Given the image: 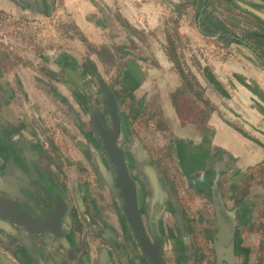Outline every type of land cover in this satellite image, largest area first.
I'll list each match as a JSON object with an SVG mask.
<instances>
[{"label": "crops", "instance_id": "crops-1", "mask_svg": "<svg viewBox=\"0 0 264 264\" xmlns=\"http://www.w3.org/2000/svg\"><path fill=\"white\" fill-rule=\"evenodd\" d=\"M175 7L184 8L179 22L183 26L191 23L187 37L192 40L193 56L199 61L201 56L206 59L200 61L205 74L197 71L195 76L197 81L204 80L202 87H209L206 98L213 109L200 115V101L185 90L187 82L173 74L172 63L159 43L153 54L158 65L144 61L142 73L130 64L125 77L136 91L159 95L161 111L185 165L204 156L220 162L223 170L214 186L208 175L197 179L187 176L180 190L169 177H155V186L147 196L138 195L141 220L146 231L160 238L165 264H264V0H36L32 7L0 0V12L16 19L25 16L33 24L41 20L66 22L81 38H103L102 42L109 38L129 40V29L147 32L159 26L167 28L166 19ZM226 23L232 27L224 28ZM233 28L241 32H232ZM179 32L183 36L184 32ZM220 34L229 36L227 45L209 53L194 49L197 37L224 39ZM159 35L156 37L162 42L166 34ZM0 49L8 52L12 47L0 38ZM54 61L55 66L64 64L65 52L55 53ZM22 68L25 66L17 63L1 78L23 85ZM158 71H164L162 78H156ZM7 92L15 94L9 88ZM174 92L184 94L191 103L188 117L175 111ZM172 94L175 98L170 99ZM74 196L68 192L64 195L74 209L62 212L60 234H31L23 229L28 239L19 242L0 227V253L16 264H150L106 192L93 195L81 191L80 203ZM225 224L231 231L227 244ZM218 230L223 242L215 244Z\"/></svg>", "mask_w": 264, "mask_h": 264}, {"label": "rangeland", "instance_id": "rangeland-1", "mask_svg": "<svg viewBox=\"0 0 264 264\" xmlns=\"http://www.w3.org/2000/svg\"><path fill=\"white\" fill-rule=\"evenodd\" d=\"M174 9V12L169 13L166 19L167 28H159V26L147 32H143L140 28L129 29L131 36L129 40L109 38L104 40V42H102L103 38L93 37V41L81 38L79 36V31L73 25L66 22L52 23L51 21L41 20L33 24L29 21V18L25 16L21 20L12 17V15L8 13L0 12V38L6 40L12 47V50H8V52L0 49L2 50L0 51V64L3 68V70L0 71V100L6 96L4 92L6 88L12 89L15 94L13 95L12 92L9 93V95L12 96L11 99H16L17 102L15 105L18 106L23 115L33 120V124L41 131L44 143H47L48 135L52 136V139L49 138L50 140L64 142L62 137L57 136L58 132L64 133L66 137H69L66 126H63V128L60 127L61 125L54 127L51 125L50 120L54 117L55 120H52L54 123H61L68 115V113L65 112V108L69 111L68 109L70 107L71 110L75 112V115L73 114L74 116H71V119L68 118L72 126L69 139L70 142H74L78 140L77 138L81 139L80 132L77 131L78 128L74 125L73 117L78 118V111H81L78 109L79 105L75 102V97L79 100H82L81 97H86L87 101L90 100L95 103L98 98L95 92L89 88L86 80L81 81L82 87L68 80L66 78L67 76H65L64 68L66 66L72 68L77 76L82 78L81 76L84 75L85 71L95 67L99 76L103 78L119 96L122 120L125 118L126 121L129 122L134 133L146 146L148 153L154 160L158 161L161 173L169 177V179L174 182V186H177L178 190L184 188V175H182L179 170L178 158L170 151L172 150L170 149V147L172 148L173 146L172 143H167L168 139H171L172 136L170 135L171 131H169L170 124L165 120L164 112L161 111L160 108L159 95H146L145 91H136L132 83L130 84L129 80L125 77L126 69L130 64H133V67H137L142 73V63L144 61H149L153 65L157 64L158 61L155 60L153 54L156 50L154 47H158L156 43H159L162 45L167 59L172 63L170 69L173 74L180 79H184L189 85L185 90H190L193 93V97L200 101V115L205 114L209 109H213V104L206 98L207 89H209V87H202L204 84L202 82L204 80L201 81L200 79V81H197L195 76L196 73H198L197 71L200 72L199 74H203L205 70L204 68L201 69L200 62L201 59L204 58L201 56L199 61L191 52L193 47L191 43L192 40L187 37L189 36L187 34L191 32V23L187 24L185 22L183 26L178 18L184 13V8L175 7ZM219 16L223 18V14H219ZM226 24L227 27L224 28L229 29L232 27L231 24ZM220 25L223 24L221 23ZM178 30L184 32L182 33L183 36ZM234 31L238 34L241 32L238 28H233L232 32ZM159 32L162 33V35L166 34V38L163 37L164 39H162V42L157 38L160 36ZM62 34L68 37L65 39L57 38V36ZM194 41L196 43H194V49L199 53L214 52L217 48L223 47L229 42L225 39L215 40L202 37H197ZM15 49H17V51H15ZM18 52L21 53V55L17 54ZM64 52L66 56L65 63L55 66V53ZM148 54H150V56ZM17 63H22L25 66V68H22L20 71V79H22L23 85H17L13 80H9V82L12 83V85H9V82L7 81L6 83V79H3V76L9 75L11 71L10 68L15 67ZM11 64L13 65L10 66ZM44 69L49 71H45ZM163 72L164 71H158L156 78H162ZM48 73L59 75L66 80V83L71 87L72 92L69 90L68 93L66 90V93H64L68 97L67 106L61 104V102H57L58 99H53L51 100L54 103L53 107L47 102V99L43 97L44 94L42 90L49 96L55 95L50 88V83L39 84L37 82L40 79L46 81L52 80ZM200 78L204 77L201 76ZM32 80H35L38 86L32 85ZM89 81L95 84L92 79ZM127 86H131V89L128 90ZM173 94L176 95L177 98V101L175 100L173 102L174 104L171 103L175 111L177 112L178 110L177 114L179 113L181 116L188 117V112L191 113V103L187 102L188 99L186 101L184 94H179L180 96L175 92ZM173 94L170 95V99L174 97ZM74 95L76 96L74 97ZM218 105L217 103V106ZM59 123H56V125ZM81 127H88L90 129L91 125L89 119H87L86 124H81L79 128L80 131ZM122 130H124V123H122ZM71 153L73 154L72 160H74L76 156H79L75 154L73 150ZM87 168L91 174L96 175L94 167L89 160ZM72 172H74V166L67 169V174H69V176L75 175ZM209 256V261L211 262V252H209Z\"/></svg>", "mask_w": 264, "mask_h": 264}, {"label": "flooded vegetation", "instance_id": "flooded-vegetation-1", "mask_svg": "<svg viewBox=\"0 0 264 264\" xmlns=\"http://www.w3.org/2000/svg\"><path fill=\"white\" fill-rule=\"evenodd\" d=\"M15 1H18V3L24 2V5L29 7H32L36 3V0ZM43 7H45V4ZM64 72L68 80L72 81L75 85L79 84L80 87H82L81 81L86 80L87 85L95 92L98 98L95 103L90 100L87 101L86 97H81L82 100H79L74 95L75 102L79 105L78 109L81 110L78 111V118L73 117L74 125L78 128L77 131L80 132L82 140L77 138L79 141L75 140L74 142H70L69 138L72 132V126L69 120L72 118L71 116L75 115V112L69 107V111L65 108V112L68 115L65 119L63 118L64 121L54 123L52 121L54 117L50 120L51 125L54 127L61 125L60 127L63 128V126H66L69 137H66L64 133L58 132L57 136L62 137L64 142L50 140L52 136L48 135L47 143H44L41 131L33 124L32 119L23 115L18 106L15 105L17 102L16 99H11L12 96L9 95L6 88L4 90L6 96L0 100V197L15 200L30 216L40 217L39 213L42 210L52 209V204H48V202L49 200L53 201L55 195L60 196L65 203L64 205L57 200V209L67 212L70 211V208L74 209V206L68 205L64 200V195L67 192L72 196L75 195L76 202L80 203L81 196L79 194L81 191H86L93 195L103 191V193L106 192L111 197L113 203L118 206L125 218L122 210L123 199L119 194V187L115 185L118 175L115 173V166L109 161L107 153L103 150V139L95 124V119H97L104 129H111L112 122L105 104L108 96L100 86V82H102L107 87V90L111 92L115 102L118 117V130L115 143L123 150V163L127 175L134 182L136 207L141 219V204L139 205L138 203V195L147 196L150 189L155 186L153 179L158 176L161 178L167 176L161 173L158 161L154 160L148 153L146 146L134 133L129 122L125 118L122 120L119 96L99 76L95 67L85 71L84 75L81 76L82 78L78 77L76 72L67 66L64 68ZM48 74H50L49 77L53 81L40 79L37 82L39 84L50 83V88L55 95L49 96L42 90L43 97L53 107L54 103L51 101L53 99H58L57 102H61V104L67 106L68 97L64 93H66V90L69 93L71 87L59 75L53 73ZM91 79L95 84L89 81ZM32 82V85L38 86L35 80H32ZM127 88L129 90L131 86H127ZM87 119L90 121L91 128L81 127L80 131L81 124H86ZM56 123L59 124L56 125ZM122 123H124V130H122ZM175 140V137L168 139L167 143L171 144L169 142L172 141L173 146L172 148L170 147L172 149L170 151L177 156L180 166L179 170L184 175V178L192 176L194 179H197L198 176L208 175L213 181L212 186H214L216 181H218V177L222 174L223 168H220V162L208 161L207 157L204 158L203 156L202 160L194 161L191 164L187 163V166L179 158V149L178 145H175ZM72 150L75 154L79 155L74 160H72ZM88 160L94 167L96 175L89 172L87 168ZM72 166H74V172L72 173L75 175L69 176L67 169ZM165 191L168 192L167 190ZM185 222V219L184 221L182 220L183 224H186ZM0 227L4 231L8 230L11 232V238L13 240L16 238L19 242H22L23 239H28L26 234H24V228L22 226H16L18 229H15L16 227H13L7 221L5 222L0 219ZM0 264H16V262L9 260L4 254L0 253Z\"/></svg>", "mask_w": 264, "mask_h": 264}, {"label": "water", "instance_id": "water-1", "mask_svg": "<svg viewBox=\"0 0 264 264\" xmlns=\"http://www.w3.org/2000/svg\"><path fill=\"white\" fill-rule=\"evenodd\" d=\"M100 86L108 96L105 104L112 122L111 129H104L97 119H95V124L100 136L103 139V150L107 153L109 161L115 166V173L118 175L115 185L119 187V194L123 199L122 210L125 215V220L130 227L133 238L135 239L140 252L145 256L147 261L150 264H165L160 255L162 245L160 238H154L151 232L145 230L141 222L136 207L134 182L127 175L123 163V150L117 145V143H115L118 130V117L113 96L102 82H100ZM57 200L65 205L62 198L55 195L53 201L49 200L48 202V204H52L51 210H42L39 213L40 217H32L23 208H21L15 200H11L7 197H0V219L15 226H22L26 232L31 234L50 232L58 235L60 234V216L63 211L57 209ZM218 207L216 208V215L217 218L221 220L222 215L221 212L218 211ZM228 215L231 218L232 215H230V213H228ZM223 227L225 232L224 235L228 238L224 243L227 244L228 240L230 241L231 231H227L226 224ZM220 234H222L220 230L215 232V244L223 242L219 240ZM228 248L231 250L232 246L228 244ZM214 250L217 254L216 248H214Z\"/></svg>", "mask_w": 264, "mask_h": 264}, {"label": "trees", "instance_id": "trees-1", "mask_svg": "<svg viewBox=\"0 0 264 264\" xmlns=\"http://www.w3.org/2000/svg\"><path fill=\"white\" fill-rule=\"evenodd\" d=\"M220 36H221L222 38H224V39H226V40L229 41V36H228V35L224 36L223 34H220ZM223 36H224V37H223ZM230 38H231V36H230Z\"/></svg>", "mask_w": 264, "mask_h": 264}]
</instances>
